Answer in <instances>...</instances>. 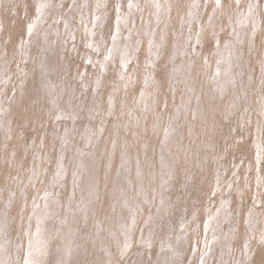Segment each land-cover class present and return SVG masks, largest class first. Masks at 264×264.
<instances>
[{
    "label": "rangeland",
    "instance_id": "374dc122",
    "mask_svg": "<svg viewBox=\"0 0 264 264\" xmlns=\"http://www.w3.org/2000/svg\"><path fill=\"white\" fill-rule=\"evenodd\" d=\"M157 2L153 8L151 0H0L3 264H31L40 217L49 204L59 202L62 217L70 200L78 208L73 195L80 160L91 150L101 160L102 189L96 213L79 225L75 242L82 249L94 250L89 236L97 233L96 218V225H105L108 215L117 213V225L119 215L125 216L133 242L125 258L117 243L111 246L115 264H153L160 254L157 244L149 248L141 239L173 241L189 220L182 264H197L208 238V211L219 212L224 202L238 225L235 254L246 251L249 233L250 248L256 251L252 263L264 264V0ZM238 39L243 70H238L236 84L222 91L223 58L234 53ZM163 151L168 166L161 164ZM139 170L143 173L138 176ZM123 172L128 176L120 183L134 206L141 198L135 196L141 181L147 183L150 201L143 198L137 226L125 206L112 207L110 193ZM162 199L167 207L158 217ZM151 214L156 218L144 222ZM249 220L255 224L254 235ZM34 256L43 264H58L53 255Z\"/></svg>",
    "mask_w": 264,
    "mask_h": 264
},
{
    "label": "bare ground",
    "instance_id": "6f19581e",
    "mask_svg": "<svg viewBox=\"0 0 264 264\" xmlns=\"http://www.w3.org/2000/svg\"><path fill=\"white\" fill-rule=\"evenodd\" d=\"M215 1V0H214ZM151 2H153V8L154 6L157 7L159 6V3L157 5L156 0H151ZM162 2V1H161ZM192 3V2H191ZM239 3V2H238ZM241 3V1H240ZM106 4V2H105ZM202 4V3H201ZM217 4V3H216ZM199 5V4H198ZM99 6V5H98ZM143 6V5H142ZM161 6V5H160ZM174 6V3H173ZM176 6V5H175ZM174 6V7H175ZM200 6V5H199ZM167 7V6H166ZM173 7V8H174ZM99 8V7H98ZM178 9V7H176ZM175 8V9H176ZM200 8V7H199ZM198 8V9H199ZM101 9V8H100ZM103 9V7H102ZM180 9V8H179ZM190 9V8H189ZM197 9V11H199ZM222 9V8H221ZM99 11V9H98ZM191 11V10H190ZM190 11H189V16H190ZM222 11V10H221ZM178 12V11H177ZM223 12V11H222ZM97 13V12H96ZM246 14V13H245ZM97 15V14H96ZM99 15V14H98ZM101 15V14H100ZM137 15V14H136ZM192 15V14H191ZM255 15V14H254ZM94 16V15H93ZM103 16V15H102ZM240 16V15H239ZM133 18V16H132ZM135 18V17H134ZM168 18V17H166ZM241 19V18H240ZM42 20V19H41ZM167 20V19H166ZM169 21V20H168ZM145 22V21H144ZM153 22V21H152ZM170 22V21H169ZM185 22V21H184ZM88 23V22H87ZM154 23V22H153ZM215 23V20L214 22ZM247 23V22H246ZM246 23L244 25H246ZM103 24V23H102ZM138 24V23H137ZM99 25V24H98ZM214 25V24H213ZM4 26V25H3ZM2 26V27H3ZM138 26V25H137ZM153 26V25H152ZM236 26V25H234ZM90 28V27H89ZM88 28V29H89ZM139 28V27H138ZM245 29V27H244ZM153 30V29H152ZM237 30V29H236ZM94 32V31H93ZM140 32V31H139ZM202 32V31H201ZM192 33V32H191ZM239 33V32H238ZM241 33V32H240ZM245 33V32H244ZM193 34V33H192ZM162 35V34H161ZM194 35V34H193ZM38 36V35H37ZM125 36V35H124ZM134 36V35H133ZM32 37V36H31ZM36 37V36H35ZM132 37V36H131ZM236 37L238 38V35H236ZM242 37V36H241ZM246 37V36H245ZM158 38V37H157ZM161 38V37H159ZM191 38V37H190ZM33 39V38H31ZM30 39V40H31ZM143 39V38H142ZM145 39V38H144ZM158 40V39H157ZM249 42V40H247ZM242 42L241 39L237 40V43H234V53L230 52L229 55L225 56L223 58V64L221 67V71L220 73V77L218 80V84L221 85V90L225 91L227 90L231 85L236 84V81L238 80V70L241 71V65H239L240 63V57L241 55L239 50L242 48H240V43ZM32 43V42H31ZM147 43V42H146ZM249 44V43H248ZM97 45V44H96ZM24 46V45H23ZM32 46V45H31ZM27 48V47H26ZM31 48V47H30ZM95 48V47H94ZM100 48V46H99ZM135 48V47H133ZM132 48V49H133ZM251 48V47H250ZM28 49V48H27ZM47 49V48H46ZM24 50V49H23ZM53 50V49H52ZM134 50V49H133ZM252 51V50H251ZM46 52V51H45ZM109 53V52H108ZM132 53V52H131ZM162 53V51H161ZM50 54V53H48ZM47 54V55H48ZM133 54V53H132ZM242 54V53H241ZM29 55V54H28ZM25 56V55H24ZM109 58V55H107ZM158 56V55H156ZM160 57V56H158ZM88 58V56H87ZM107 58V57H106ZM107 58V59H108ZM119 58V57H118ZM131 58V57H130ZM153 59V58H152ZM40 61H42L40 59ZM88 61V60H86ZM101 61V60H100ZM245 61V60H244ZM129 62V61H128ZM41 63V62H40ZM95 63V62H94ZM192 63V62H191ZM125 64V63H124ZM122 64L123 66H126ZM128 64V63H127ZM247 64V63H246ZM41 65V64H40ZM187 65V64H186ZM264 65V64H263ZM26 66V65H25ZM55 66V65H54ZM189 66V65H188ZM239 67V68H238ZM56 68V67H55ZM179 68V67H178ZM187 68V67H186ZM54 69V68H52ZM123 69V68H122ZM243 70V69H242ZM53 71V70H52ZM250 71V70H249ZM54 72H57L56 70ZM245 72V70H244ZM243 72V73H244ZM248 72V71H247ZM252 72V71H251ZM58 73V72H57ZM240 73V72H239ZM242 73V72H241ZM43 74V73H42ZM217 74V73H216ZM248 74V73H247ZM250 74V73H249ZM252 74V73H251ZM250 74V75H251ZM126 75V74H125ZM242 75V74H241ZM240 75V76H241ZM245 75V73H244ZM61 76V75H60ZM249 76V75H248ZM253 76V75H252ZM134 77V76H133ZM242 77V76H241ZM244 77V76H243ZM50 79V78H49ZM59 79V78H58ZM63 79V78H62ZM127 79V78H126ZM133 79V78H132ZM244 79V78H243ZM125 80V79H124ZM131 81V80H129ZM243 81V80H242ZM246 81V80H244ZM42 82V80H41ZM53 82V81H52ZM51 82V84H52ZM55 82V81H54ZM126 82V81H125ZM247 82V81H246ZM86 83V82H85ZM91 83V81H90ZM133 83V82H131ZM147 83V82H146ZM134 84V83H133ZM172 84V83H171ZM49 85V84H48ZM47 85V86H48ZM88 85V84H87ZM245 85V84H244ZM173 86V84H172ZM171 86V88H172ZM50 87V86H49ZM89 87V85H88ZM51 88V87H50ZM57 88V87H56ZM101 88V87H100ZM48 89V88H47ZM88 89V88H87ZM196 89V88H195ZM253 89V88H252ZM176 90V89H175ZM47 91V90H46ZM45 91V92H46ZM122 91V90H121ZM152 91V90H151ZM172 91V90H171ZM228 91V90H227ZM123 92V91H122ZM250 92V91H249ZM214 93V92H213ZM217 93V92H216ZM215 93V94H216ZM228 93V92H227ZM244 93V92H243ZM251 93V92H250ZM73 94V93H72ZM230 94V93H229ZM249 94V93H248ZM46 95V94H44ZM52 95V94H51ZM214 95V94H213ZM56 96V95H55ZM60 96V95H59ZM119 96V95H118ZM219 96V95H218ZM226 96V95H225ZM42 97V96H41ZM47 97V96H46ZM216 97V96H215ZM230 97V96H229ZM263 97V96H262ZM39 98V97H37ZM119 98V97H118ZM112 99V98H111ZM42 100V99H41ZM40 100V101H41ZM50 100V98H49ZM53 100V98H52ZM39 101V100H38ZM39 101V102H40ZM118 101V100H117ZM43 102V101H42ZM41 103V102H40ZM145 104V103H144ZM126 105V104H125ZM127 106V105H126ZM109 107V106H108ZM193 107V106H192ZM253 107V106H252ZM130 108V107H129ZM151 108V107H150ZM94 109V108H93ZM139 109V108H138ZM195 109V108H194ZM253 109V108H252ZM251 109V110H252ZM127 110V109H126ZM63 111V110H62ZM130 111V110H129ZM242 111V109H241ZM253 111V110H252ZM263 111V110H262ZM58 112V111H57ZM77 112V111H75ZM89 112V111H88ZM102 112V111H101ZM124 112V111H123ZM232 112V111H231ZM91 113V112H90ZM88 113V114H90ZM103 113V112H102ZM155 113V112H154ZM240 113V112H239ZM254 113V112H253ZM68 114V113H67ZM66 114V115H67ZM79 114V113H78ZM92 116L94 113H91ZM90 114V115H91ZM108 114V113H107ZM129 114V113H128ZM133 114V113H132ZM201 114V113H200ZM82 115V114H81ZM80 115V116H81ZM131 115V114H130ZM135 115V114H134ZM249 115V112H248ZM62 116V114H61ZM91 116V117H92ZM129 116V115H127ZM143 116V114H142ZM146 116V115H145ZM148 116V115H147ZM155 116V115H154ZM190 116V115H189ZM235 116V115H234ZM74 117V116H73ZM90 117V118H91ZM95 117V116H94ZM93 117V118H94ZM99 117V116H98ZM134 117V116H133ZM191 117V116H190ZM189 117V118H190ZM230 117V116H229ZM240 117V116H239ZM71 118V117H70ZM182 118V117H181ZM145 120V118H143ZM170 119V118H169ZM93 120V119H92ZM125 120V118H124ZM130 120V119H129ZM191 120V119H189ZM123 121V120H122ZM182 122V120H179ZM192 121V120H191ZM208 121V120H207ZM228 121V120H227ZM231 121V119H230ZM102 122V121H101ZM128 122V121H127ZM171 122V120L169 121ZM173 122V121H172ZM225 122V120H224ZM253 122V121H252ZM126 123V122H124ZM138 123V122H137ZM141 123V122H140ZM203 123V121H202ZM208 123V122H207ZM121 124V123H120ZM139 124V123H138ZM168 124V123H167ZM170 124V123H169ZM177 124V123H176ZM190 124V123H189ZM201 124V123H200ZM99 125V124H98ZM103 125V124H102ZM122 125V124H121ZM124 125V124H123ZM127 125V124H126ZM134 125V123H133ZM137 125V124H136ZM166 125V124H165ZM179 125H182L179 124ZM178 125V126H179ZM184 125V124H183ZM195 125V124H194ZM197 125V123H196ZM245 125V123H244ZM248 125V124H247ZM169 127V126H168ZM164 128V127H163ZM133 129V128H131ZM141 129V128H140ZM145 129V128H144ZM141 129V130H144ZM90 130V129H89ZM118 130V129H117ZM116 130V131H117ZM84 131V130H83ZM180 131V129H179ZM178 131V132H179ZM88 132V130H87ZM122 132V131H121ZM131 132V131H130ZM140 132V131H139ZM142 132V131H141ZM146 132V131H145ZM172 132V131H171ZM184 132V131H183ZM95 133V132H94ZM114 133V132H113ZM127 133V132H126ZM144 133V131L142 132ZM181 133H182V127H181ZM71 134V133H70ZM184 134V133H183ZM75 135V134H74ZM115 136V134H114ZM181 136V135H180ZM97 137V136H96ZM123 137V136H121ZM161 137V136H160ZM185 136H183L184 138ZM260 137V136H259ZM163 138V137H162ZM65 139V138H62ZM88 139V138H87ZM90 139V138H89ZM142 139V138H141ZM206 139V138H205ZM120 140V139H119ZM138 140V139H137ZM184 140V139H183ZM186 140V139H185ZM195 140V139H194ZM197 140V139H196ZM90 141V140H89ZM96 141V140H95ZM177 141V140H175ZM188 141V140H187ZM206 141V140H205ZM204 141V142H205ZM97 142V141H96ZM138 142V141H137ZM144 142V141H143ZM147 142V141H146ZM166 142V141H164ZM197 142V141H196ZM162 143V142H161ZM169 142H167L168 144ZM183 143V141H182ZM194 143V142H193ZM198 143V142H197ZM76 144V143H75ZM83 144V143H82ZM94 144V143H92ZM92 144L90 146H92ZM143 144V143H142ZM170 144V143H169ZM168 144V146H169ZM190 144V143H188ZM199 144V143H198ZM85 145V144H84ZM121 145V143H120ZM123 145V144H122ZM121 145V146H122ZM160 145V144H159ZM197 145V144H196ZM257 145V142H256ZM263 145V144H262ZM78 146V145H77ZM176 146V145H175ZM184 146V145H183ZM204 146V145H203ZM88 147V146H87ZM94 147V146H93ZM119 147V146H118ZM171 147V146H170ZM178 147V146H177ZM191 147V144H190ZM264 147V146H263ZM69 148V147H68ZM76 148V147H75ZM81 148V147H80ZM85 148V147H84ZM103 148V147H102ZM164 148V147H163ZM194 148V147H193ZM262 148V147H261ZM94 149V148H93ZM174 149H179V148H174ZM181 149V148H180ZM192 149V148H191ZM83 149L81 148V151ZM96 150V149H95ZM103 150V149H102ZM145 150V149H144ZM170 150V149H169ZM189 150V149H188ZM101 151V150H100ZM180 151V150H179ZM193 151V149H192ZM77 152V151H76ZM195 152V151H194ZM79 153V152H78ZM77 153V154H78ZM109 153V151L107 152ZM106 153V154H107ZM143 153V152H142ZM174 153V152H173ZM177 153V152H176ZM190 153V152H189ZM193 153V152H192ZM73 154V152H72ZM200 156L203 155L199 152ZM68 155V154H66ZM101 154H99L100 156ZM186 155V154H185ZM70 156V155H69ZM68 156V157H69ZM181 156V155H180ZM82 157V156H81ZM142 157V156H141ZM147 157V156H146ZM194 157V156H193ZM99 158V157H98ZM101 158V157H100ZM106 158V157H105ZM259 158V157H258ZM68 159V158H67ZM128 159V158H126ZM181 159V158H180ZM195 159V158H194ZM111 158L109 159V162L111 163ZM139 160V159H138ZM137 160V161H138ZM143 160V159H142ZM153 160V159H152ZM179 160V157H178ZM177 160V161H178ZM185 160V159H183ZM209 160V159H208ZM61 161V160H60ZM101 160L97 159V157L95 156V153L91 151H88V154L86 156L83 157V160H80V169L77 175V180H78V184L74 187V195H73V201L76 200V203L78 206V208L76 209V207H73V203L70 200L67 206V213H65V217L61 216L60 213V208H61V204L57 201H54L53 204H49V208L46 210V214H43L40 217V227H39V237L36 239V243L38 244V248H36V251L34 252V254H31L29 262L31 264H43V261H36L35 260V256L36 253L39 255H42L43 258H46L49 254L53 255L54 258L57 259V263L58 264H102L104 262H106L107 264H115L113 257L111 256V246H113L114 243H117L119 246L121 247L122 250V257H126L128 251L130 250V248L132 247V237H133V233L130 231L129 228V223L125 221V216H121L118 218V220H120L119 225H117L116 223V214L114 215H108L107 218V222L105 225L102 224V221H100L97 225H96V221H98V217L96 218V221L93 222V226H96V228L94 229V232L97 233L93 234L91 236H89V238H91V242L94 246V250L92 252L87 251V248H83L82 249V245L76 243V240H79L80 235H78V231L80 229L79 225L81 224V220H84L85 222L90 218V216H92V213H96L97 211V198L99 196H101L100 194V190L99 189V171H100V162ZM158 161V159L156 160ZM194 161V160H193ZM197 161V160H196ZM260 161V160H259ZM43 162V160H42ZM170 160L168 159L166 152H162L161 153V164L163 166H168L169 165ZM158 163V162H157ZM188 163V162H187ZM190 163V161H189ZM41 164V162L39 163ZM191 164V163H190ZM200 164V163H199ZM79 165V164H76ZM158 165V164H157ZM180 165V164H179ZM42 166V165H41ZM159 166V165H158ZM178 166V165H177ZM197 166V165H196ZM202 166H204L202 164ZM201 166V167H202ZM76 167V166H75ZM74 167V169H75ZM78 167V166H77ZM76 167V168H77ZM188 169L189 165H187ZM206 167V166H205ZM41 168H45L44 166ZM192 168H194L192 166ZM197 168V167H195ZM194 168V169H195ZM199 168V167H198ZM127 169V168H126ZM135 169V168H134ZM159 170V169H158ZM134 172V170H133ZM195 172V171H194ZM193 172V173H194ZM143 172L142 170H139V175H141ZM188 173V172H186ZM127 173L123 172L120 176V179L117 181L118 184L114 185L113 187V191H111L110 193V198L111 199H115L112 202V207L114 209H118V208H123V206H125L130 212V220H133V225L137 226L138 222H139V216H138V211L139 208H143L145 202H149L150 199L147 197L148 196V192H147V186L145 185L146 181H141V185H140V192L135 195L136 197H138V195H140V199L138 202L137 206H134V200L132 201V203H130L129 198H127L126 194V185L120 183L122 181V179L127 178L128 175H126ZM151 174V173H150ZM190 174V173H189ZM188 174V175H189ZM37 175V174H36ZM220 175V174H219ZM229 178V177H228ZM236 178V177H235ZM172 179V178H171ZM238 179V178H237ZM124 180V181H125ZM228 180V179H226ZM225 180V181H226ZM168 181V180H167ZM192 181V180H191ZM237 181V180H236ZM113 182V181H111ZM221 182V181H220ZM218 182V183H220ZM224 182V181H223ZM233 182V181H232ZM120 183V184H119ZM147 184V183H146ZM234 184V183H233ZM224 185V184H223ZM236 185V184H235ZM234 187V186H233ZM232 187V188H233ZM227 188V187H226ZM151 190V189H150ZM225 190V188H224ZM222 191V190H221ZM258 191V190H257ZM79 192L80 195V199L78 200V196L77 195ZM234 192V190H233ZM222 193V192H221ZM224 193V191H223ZM258 193V192H257ZM260 193H262V191H260ZM225 194V193H224ZM233 194V193H232ZM152 195V194H151ZM230 195V194H229ZM227 196V194L225 195ZM239 196V195H238ZM228 197V196H227ZM242 197V196H241ZM258 197V196H257ZM262 197V196H261ZM143 198H145V202L143 200ZM152 198V196H151ZM171 199V198H170ZM222 199V198H221ZM229 199V198H228ZM255 199V198H254ZM258 199V198H256ZM165 201V199L161 200V205H160V209H159V213H158V217L161 215L160 213L163 212L164 209H166L167 205L163 207V202ZM262 201V200H261ZM23 203V202H22ZM21 203V204H22ZM211 203V202H210ZM218 204V203H217ZM148 205L147 203L145 204V206ZM216 205V203H215ZM262 205V204H261ZM173 206V205H172ZM256 206V205H255ZM263 206V205H262ZM155 207V206H154ZM210 207V206H209ZM217 207V206H216ZM215 207V208H216ZM220 210L219 212H216L215 210H210L208 211V222H207V226H206V231H207V235L208 238L205 242V250L204 252L201 254V252L198 254L199 257L197 259V264H253L252 263V258L255 255V249L250 248V245L252 244V236L246 237V251L244 252L242 250L241 256L235 254V246H233V241L236 239V234H237V224H236V220H234L232 218V216L229 214V212L227 211V208L229 207L228 205L223 204L220 206ZM260 207V206H258ZM257 207V208H258ZM65 208V207H64ZM214 208V209H215ZM232 209V208H230ZM261 209V208H260ZM119 210V209H118ZM179 210V209H178ZM233 211V209H232ZM64 213V212H63ZM196 213V212H195ZM194 214V213H193ZM192 214V215H193ZM146 215V214H145ZM236 215V214H234ZM156 218L155 216H153V214L145 217V221L144 222H148L147 220H149L150 218ZM143 218V217H142ZM189 218V217H188ZM256 218V217H255ZM261 218V217H260ZM144 219V218H143ZM260 220V219H257ZM83 221V223H84ZM143 221V220H142ZM57 222V223H56ZM90 222V221H89ZM56 223V226H54ZM155 225L152 226L153 231L155 230V228L157 227V221L154 222ZM186 224L187 227L186 230L184 232H182L181 234L178 235V237L174 238L173 241H169V242H164V240L160 241L159 244L156 241L157 239L154 238L152 240L150 239H145L142 238L141 239V243L147 247H153L157 244V248L160 251L159 254V258L157 259H153L154 262L153 264H182V258L185 254L186 248H187V243H188V236H187V240H185V235L188 234L189 231H191L190 228H188L189 224H191L189 222V220H186L184 222ZM193 225V224H192ZM253 225H255L252 221H248V229L249 231L252 233V235H254V227ZM54 226V228H53ZM83 226V225H82ZM260 226V225H257ZM263 226V225H262ZM260 226V227H262ZM88 227V226H87ZM142 227V226H141ZM194 228V226H192ZM191 227V228H192ZM229 227V229H228ZM192 228V229H193ZM92 230V228H90ZM263 229V227H262ZM101 230L103 232H101ZM133 231H136V227L133 229ZM152 231H150L151 233ZM198 232V230H196L194 232V235H196ZM153 233V232H152ZM155 233V232H154ZM192 233V232H191ZM260 234V232H258ZM176 234V233H175ZM174 234V235H175ZM256 234V233H255ZM204 236V235H203ZM264 236V235H262ZM197 238V236H196ZM256 238V236H255ZM166 240V239H165ZM200 240V239H199ZM203 240V239H201ZM261 240V238H260ZM257 240V241H260ZM53 243H56L55 247L53 250L49 251V247L51 245H53ZM264 243V242H263ZM235 245V244H234ZM197 246V245H196ZM200 246V245H199ZM198 246V247H199ZM34 247V246H33ZM4 248V246L0 245V260H4L5 258V254L3 253L2 249ZM91 248V247H89ZM145 248V247H144ZM233 248V249H232ZM13 251V250H12ZM104 253L106 255V257L103 256ZM201 251V250H200ZM239 251V250H237ZM86 252V253H85ZM85 253V255H84ZM148 253V252H147ZM92 255L91 258H89V256ZM201 254V255H200ZM244 254H245V258H244ZM197 255V256H198ZM147 256V255H146ZM19 258V257H18ZM153 258V256H152ZM53 261V260H52ZM127 261V260H125ZM145 261V260H144ZM23 263V262H22ZM56 263V262H55ZM0 264H3L0 261ZM146 264V262L144 263Z\"/></svg>",
    "mask_w": 264,
    "mask_h": 264
}]
</instances>
